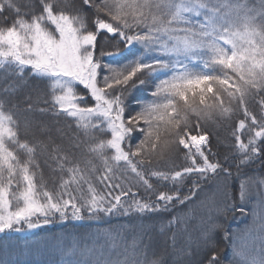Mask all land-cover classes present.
Instances as JSON below:
<instances>
[{
    "label": "snow or ice",
    "instance_id": "snow-or-ice-1",
    "mask_svg": "<svg viewBox=\"0 0 264 264\" xmlns=\"http://www.w3.org/2000/svg\"><path fill=\"white\" fill-rule=\"evenodd\" d=\"M256 161L264 0H0V264L58 222L97 228L64 264H264ZM246 211L241 246L226 222Z\"/></svg>",
    "mask_w": 264,
    "mask_h": 264
},
{
    "label": "trees",
    "instance_id": "trees-1",
    "mask_svg": "<svg viewBox=\"0 0 264 264\" xmlns=\"http://www.w3.org/2000/svg\"><path fill=\"white\" fill-rule=\"evenodd\" d=\"M24 2V0H21ZM72 2V0H69ZM78 2V0H76ZM11 15V13H7ZM118 59V58H117ZM91 106V101L89 102ZM249 108L258 111L257 106L253 102H249ZM240 119H244L242 111L237 110L232 118V125L235 126ZM193 129L192 134H196V119L192 117ZM201 128L209 131L210 141L213 152L224 153L226 149L222 145L217 144V139L223 141L228 138L231 141L230 130L225 127L220 121L209 119L201 123ZM247 139V136H243ZM180 161H177L179 163ZM235 171V167H233ZM249 175H258L264 177V164L256 161L245 169ZM47 170H45V177L47 178ZM259 188V186H257ZM235 187L233 191H235ZM255 196V193L253 194ZM125 222V218L111 221L110 226L115 227ZM253 217L246 211L244 214L237 212L234 216L229 215L226 222V227L230 232L236 233L240 236L239 243L243 246L248 240V230L252 227ZM97 230L94 223L88 222H68L67 224L57 223L54 226L44 227L35 231H26L15 234L14 242L21 245L25 249L26 255L23 259H28L31 264H64L60 249H66L73 243H83V238L86 234L93 233ZM8 237L0 236V243L7 240ZM91 243V241H88ZM221 255L231 258L233 248L228 244H221Z\"/></svg>",
    "mask_w": 264,
    "mask_h": 264
}]
</instances>
